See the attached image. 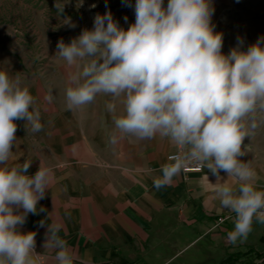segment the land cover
<instances>
[{"label":"clouds","instance_id":"9594fccd","mask_svg":"<svg viewBox=\"0 0 264 264\" xmlns=\"http://www.w3.org/2000/svg\"><path fill=\"white\" fill-rule=\"evenodd\" d=\"M67 2L56 0L58 13ZM213 13L211 0H167L166 6L164 0H135V22L127 29L110 11L96 14L93 28L70 43L60 40L55 55L67 70V110L91 104L100 94L111 96L106 104L114 125L111 144L127 136H159L177 146L168 157L172 162L153 179L155 188L171 185L193 162L216 177L211 184L221 208L235 213L234 228L227 233V242L235 245L247 240L254 219L264 224V190L257 188L251 162L241 159L247 154L245 138L264 124V37L247 50H241L244 42L238 37L225 55ZM64 23L75 27L70 18ZM53 99L49 89L44 100ZM16 120H25L33 133L43 129L36 97L19 76L0 70V264H44L45 257L35 250L36 233L20 227L29 213L38 212L52 171L42 161L32 176L27 174L31 161L9 166ZM60 230L59 224H49L45 251L55 253L57 264H91L90 257L72 252Z\"/></svg>","mask_w":264,"mask_h":264},{"label":"crops","instance_id":"0c3cea01","mask_svg":"<svg viewBox=\"0 0 264 264\" xmlns=\"http://www.w3.org/2000/svg\"><path fill=\"white\" fill-rule=\"evenodd\" d=\"M211 4V22L222 33L224 46L234 48L238 37L245 38L247 50L264 37V0H211ZM121 10L117 15L123 16ZM125 10L124 15L135 19V0H126ZM239 14L235 21L232 15L236 19ZM105 106L76 119L66 108L61 127L52 121L36 138L44 143L39 152L12 148L9 166L31 161L27 174L32 176L42 161L52 171L38 212L29 213L20 227L22 232L36 233L35 250L45 257L44 264H57L55 253L43 247L52 222L61 226L59 235L72 252L81 259L90 257L91 264H221L233 253L264 251V224L255 219L246 241L227 242L235 213L221 208L212 185L216 177L206 167L201 173L181 171L171 185L155 188L153 179L162 175V165L171 163L168 156L178 151L177 146L159 136L151 140L127 136L111 144L114 125ZM15 135L16 142L27 141ZM244 145L247 154L241 159L251 162L259 177L257 188L264 190V124L251 139L245 138ZM220 175L227 179L226 173ZM219 219L225 221L218 223Z\"/></svg>","mask_w":264,"mask_h":264},{"label":"rangeland","instance_id":"374dc122","mask_svg":"<svg viewBox=\"0 0 264 264\" xmlns=\"http://www.w3.org/2000/svg\"><path fill=\"white\" fill-rule=\"evenodd\" d=\"M55 3L56 0H0V70L8 72L11 78L19 76L22 86L29 88L31 94L36 97L43 125L41 131L33 133L30 125H25V120L15 121L16 134L27 140L13 145L17 152H39L44 143L36 138L45 133L47 125L52 121V124H57L60 128L61 119L65 117L63 113L66 109L67 70L65 61L55 55L57 43L60 40L70 43L82 30H91L96 14L103 15L106 11L111 12L113 19L118 21V25L123 29L135 22L131 16L124 15V0H83L82 4L80 0H68L64 4L63 12L59 13ZM120 6H123V10ZM118 10H121L123 16L117 15ZM235 16L232 15L235 21L240 20V14L236 19ZM65 18H70L75 27L65 24ZM242 40L244 43L241 50H245L244 44L249 41L245 38ZM231 49L232 47L223 45L222 53H229ZM49 89L54 97L51 103L44 100ZM109 101L111 96L100 94L91 104L69 110L70 118L76 119L84 117L86 113H97L99 105L105 106ZM87 107L89 109H86ZM122 111L123 106L118 103L117 113ZM30 137H34V140H29Z\"/></svg>","mask_w":264,"mask_h":264},{"label":"trees","instance_id":"16d2710c","mask_svg":"<svg viewBox=\"0 0 264 264\" xmlns=\"http://www.w3.org/2000/svg\"><path fill=\"white\" fill-rule=\"evenodd\" d=\"M262 241L264 243V238ZM221 264H264V251L257 252L250 250L245 253H233L223 259Z\"/></svg>","mask_w":264,"mask_h":264},{"label":"built area","instance_id":"2783aa9c","mask_svg":"<svg viewBox=\"0 0 264 264\" xmlns=\"http://www.w3.org/2000/svg\"><path fill=\"white\" fill-rule=\"evenodd\" d=\"M178 152V151H177ZM176 152V153H177ZM173 153V154H176ZM171 154V155H173ZM170 156V155H169ZM168 156V157H169ZM172 162V161H170ZM203 171V168H201L197 163L193 162L191 165H189V167L185 170H182L183 173H201ZM223 221H225V219H219L218 223H222Z\"/></svg>","mask_w":264,"mask_h":264}]
</instances>
